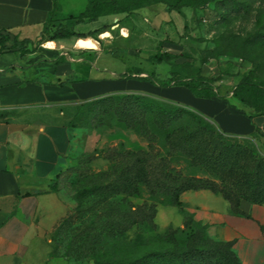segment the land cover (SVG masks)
Masks as SVG:
<instances>
[{
  "label": "trees",
  "instance_id": "1",
  "mask_svg": "<svg viewBox=\"0 0 264 264\" xmlns=\"http://www.w3.org/2000/svg\"><path fill=\"white\" fill-rule=\"evenodd\" d=\"M88 3L93 22L102 17L133 14L152 5H164L170 12L181 13L183 9L204 10L213 4L212 11L219 22L249 9L247 0H88ZM53 12L54 8L43 24L36 46L71 36L61 26L49 35ZM8 41L9 36L0 33V47ZM22 43L24 47L35 45L30 39ZM260 44H264V26L253 38L242 40L233 52L227 48L217 50L221 56L250 59ZM20 51L30 52L23 47ZM204 54L211 59L218 53L206 51ZM169 59L168 55L158 58L160 62ZM255 79L264 84V58L259 59L242 82L252 85ZM68 82H60L59 86ZM178 86L199 99L215 97L209 92L207 82L201 79L187 78ZM74 110L69 127L85 121L91 130H100L115 122L145 140L147 148L135 151L109 148L99 154H89L57 177L54 184L57 191L73 175L80 188L76 207L53 228L51 257L65 258L72 264L74 255L86 250V264H91L90 261L93 264H241L233 241L210 238L206 226L194 221L183 209V229L169 225L163 237L136 245H123L119 238L136 226L157 228L155 204L129 202L130 198H140L142 191L152 198L163 197V206L176 208H183L180 198L184 193L208 191L227 202L232 215H244L240 210L242 201L264 205V158L251 145L227 138L210 121L186 107L144 94H109L81 103ZM160 139L165 154L157 145ZM99 158L107 161L109 168L94 173L90 165ZM182 163L203 176L185 174L179 168ZM98 250L106 251L108 257L102 261L96 259Z\"/></svg>",
  "mask_w": 264,
  "mask_h": 264
},
{
  "label": "rangeland",
  "instance_id": "2",
  "mask_svg": "<svg viewBox=\"0 0 264 264\" xmlns=\"http://www.w3.org/2000/svg\"><path fill=\"white\" fill-rule=\"evenodd\" d=\"M247 2V11L232 14L227 21L222 22L218 21L212 11L213 4L204 10L183 9L181 13L170 12L164 5H152L133 14L102 17L93 22L92 14L88 11V0H53L54 12L49 24V35L53 29L61 26L65 27L71 36L51 42V48H45L44 44L36 46L39 39L36 30H30L26 34V37L33 39L35 45L27 44L25 47L23 39L8 33L11 44L9 48L20 50L23 47L28 51L52 50V59L55 62L66 59L82 60L71 63V67L79 80H86L80 86L91 88L92 97L109 95L107 91L110 89L131 88L132 91L121 93L144 94L168 104L186 107L210 121L227 138L251 145L264 158V84L256 79L252 85L242 82L259 59L264 58V44H260L252 52L250 59L219 55L222 48L233 52L242 40H249L262 30L264 0ZM104 33H109L110 36L102 37ZM49 35L44 38L47 39ZM83 36L97 42L98 49L89 51L77 48L76 41ZM206 51L218 54L215 58L208 59L204 54ZM165 55L170 56V59L160 62L158 58ZM50 64L47 65L48 73L53 69V63ZM95 78L101 79L102 83L90 82ZM187 78L206 81L209 92L215 97L209 99L210 101L197 98L194 103L190 102L192 94L184 87L178 86ZM141 82H145L148 87L146 92L141 91ZM133 85L135 89L132 88ZM240 100L246 103L242 104ZM210 103L211 106H208ZM74 108L72 106L60 109L65 120L72 119ZM258 124L261 127L253 132L251 127ZM76 128L79 161L89 154H99L109 148L132 151L147 148L145 140L115 122H112L111 127L91 130L83 121L76 125ZM157 145L162 154H165L162 139ZM90 168L94 173H99L107 170L109 163L99 158L91 163ZM179 168L183 169L185 174L203 176L196 173V170L188 169L184 163L180 164ZM79 188L75 175L58 187V192L69 206V211L76 207ZM216 198L225 203L220 197ZM162 200L163 197L152 198L145 191H142L140 198L129 199L133 205H140L145 201L156 205L154 222L157 228L136 226L119 238L121 244L136 245L153 241L163 237L169 225L183 229V221L180 222L184 216L183 208L163 206ZM51 238L52 233L50 242L54 247ZM86 254V250L76 253L71 259L72 264H86ZM78 256L84 259L79 260ZM94 257L102 261L108 254L98 250Z\"/></svg>",
  "mask_w": 264,
  "mask_h": 264
},
{
  "label": "crops",
  "instance_id": "3",
  "mask_svg": "<svg viewBox=\"0 0 264 264\" xmlns=\"http://www.w3.org/2000/svg\"><path fill=\"white\" fill-rule=\"evenodd\" d=\"M52 10L53 0H0V33L24 40L30 39L28 31L36 30L39 36ZM10 45L8 41L0 47V264H70L50 256V235L69 211L54 184L79 159L77 128L68 126L70 120L60 109L104 95L92 97L91 88H81L86 80L78 79L71 63L82 60L55 62L52 50L22 54ZM50 63L53 69L48 73ZM141 83L146 92L148 87ZM126 91L132 89L107 92ZM195 99L192 95L190 102ZM260 127L251 128L254 132ZM180 200L183 211L206 226L210 238L234 242L241 264H264V205L242 201L244 215H232L228 203L208 191L186 192Z\"/></svg>",
  "mask_w": 264,
  "mask_h": 264
},
{
  "label": "bare ground",
  "instance_id": "4",
  "mask_svg": "<svg viewBox=\"0 0 264 264\" xmlns=\"http://www.w3.org/2000/svg\"><path fill=\"white\" fill-rule=\"evenodd\" d=\"M123 34L125 35L124 31ZM109 33L102 34V37H109ZM127 36V35H126ZM76 47L83 50L95 51L98 49L97 42L93 41L91 38L79 39L76 41ZM45 48H51L49 43H44Z\"/></svg>",
  "mask_w": 264,
  "mask_h": 264
}]
</instances>
